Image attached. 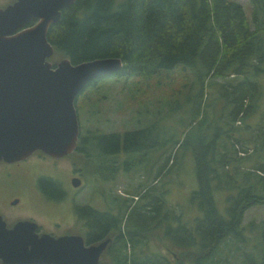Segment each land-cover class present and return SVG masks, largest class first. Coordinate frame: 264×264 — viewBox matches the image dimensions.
<instances>
[{
	"label": "trees",
	"instance_id": "obj_1",
	"mask_svg": "<svg viewBox=\"0 0 264 264\" xmlns=\"http://www.w3.org/2000/svg\"><path fill=\"white\" fill-rule=\"evenodd\" d=\"M250 1L249 19L244 6L236 0H75L62 9L60 20L50 26L47 38L54 52L49 59L54 65L62 57L77 63L94 57L119 56L122 68L110 75L145 79L181 65L191 68L200 81L188 122V126L200 125L198 134L187 139L188 131L182 141L177 139L174 143L180 146L190 140L197 180L191 197L197 202L200 215L194 224L185 223L179 217L167 219L171 213L163 183L152 184L151 181L149 186L143 180L142 187L133 191L134 195L115 202L119 232L107 251L110 264H170L162 260L159 253L136 249L149 239L151 230L157 226L164 228L165 237L181 246L173 253L176 264H185V255H194V264H223L226 254L222 250H242V243L254 248L243 251L255 254L250 259L251 264H264V219L258 222L261 239L255 244L249 240L252 236L244 235L246 225L241 222L247 207L264 204V162L253 157L255 151L246 153L250 139L237 134L243 128L245 117L257 107L260 86L252 75L263 71L260 63L264 61V0ZM215 78L225 81L219 88L224 97V112L220 119L212 122L215 131L211 137L205 131L207 125H204L209 123L211 127V124L206 123V102L202 104V101L206 94L205 82L210 85L215 83ZM97 79H93L91 85ZM239 117L243 120L242 126L236 123ZM154 125L155 121L121 134L98 136L96 131L85 137L80 134L76 152L83 151L84 143H88L86 154L87 159L90 156L92 160L91 172L99 171L110 179L118 166L111 163L96 166V139L108 140L103 151L106 159L116 156L120 148L127 152L122 162L127 169L133 164L132 158L147 157L151 149L163 145L158 137L156 143L148 144L147 135L155 129ZM260 126L263 132L264 127ZM262 132L257 135L261 144L264 142ZM85 138L88 142H84ZM257 141H250L255 150ZM162 160L161 168L153 174L154 180L174 167L171 164L166 168L169 153ZM50 183L58 185L54 180ZM215 188L232 191L225 212L216 207ZM80 209L87 212L86 218L93 221L94 228L96 210L90 206ZM169 224L173 226L168 227ZM228 236L234 237L232 249L228 248ZM84 239L86 243L95 241L90 236ZM221 241L227 244L221 247ZM100 263L106 264L102 258Z\"/></svg>",
	"mask_w": 264,
	"mask_h": 264
},
{
	"label": "rangeland",
	"instance_id": "obj_2",
	"mask_svg": "<svg viewBox=\"0 0 264 264\" xmlns=\"http://www.w3.org/2000/svg\"><path fill=\"white\" fill-rule=\"evenodd\" d=\"M11 1L0 0V6H4ZM236 1L244 6L246 15L250 19L251 1ZM260 64L263 71L254 72L252 75V78L260 86L257 107L250 115L245 117L244 122L239 117L236 123L241 126L242 122L244 124L237 134L247 140L250 139L246 153L255 151L253 157L264 162V142L261 144L260 139H257V135L262 132L259 130L260 125L264 127V61ZM223 81V78H215V83L209 85L206 81L204 85L206 94L203 97L202 104L206 102V123L210 122L211 127H209V123L204 126L207 125L205 131L210 133L211 137L215 131L212 122L220 119V115L224 112V108H222L224 97L220 95L219 89ZM200 87V81L196 73L191 68H183L181 65L168 72L163 71L145 79L122 75H106L99 78L93 85L85 87L84 91L76 98L80 134L84 137L89 136L91 131L121 134L125 130H135L155 121L154 132L163 145L159 146L158 149H151L147 157L144 155L147 159L144 164H140V166H136L130 171L127 168L129 173L125 172L122 165L128 154L120 150L115 161L108 159L106 162L118 164V170L112 179L102 177L101 173V176L97 174V178L95 173L90 170L92 160L88 161L87 159L85 163L84 159L78 157L80 154L76 151L73 154L76 160L74 164L66 158L57 160L55 167L54 165L53 167L47 166L44 163H33L28 169L22 168L18 172L15 171L14 178L11 177V174H7V167L0 165V213L7 222H11L9 220L17 217L24 218L31 215L42 224L39 227L41 231L50 228L56 234L67 227L76 228L77 225H75V219L73 218L75 216L73 202L89 204L97 207V209L99 207L105 208L107 202H110L109 204L113 202V205L117 206L115 202L118 199L134 195L133 191L141 188L143 185L141 182L145 180L144 184L151 181L153 183H163L162 187L166 191L164 192L165 198L171 213L167 219L179 217L185 223L194 224L196 217L200 215L198 204L191 197L193 190L197 187L194 156L191 151L190 140H186L180 146L174 143L177 139L182 141L183 134L188 131L187 139L198 134L200 125L188 126V122L192 117L193 104L196 102ZM262 134L264 135V129ZM252 139L258 140L257 150L250 142ZM167 153L170 154V160L166 162V168L173 164V169L166 171V175L162 173L157 180L152 179L159 158L162 161ZM175 155H177V158L174 157ZM175 159H177V162H174ZM69 162L72 167L80 168L84 174V181L78 186L77 190L73 189L68 181L70 170L67 165H70ZM38 173L51 175L61 184L69 197L65 194L55 201L42 193H37L34 180L36 175H40ZM231 192L220 188L214 189L216 207L220 212H225L229 202L228 196ZM16 195L21 199V204L18 206L8 202L9 198ZM72 195H74L75 201H73ZM135 198L137 196H134ZM172 214L174 216H171ZM263 219L264 204H253L244 210L241 222L246 225L243 229L244 235L246 237L252 236L249 239L251 243L255 244L261 239V226L258 222ZM53 220H58L62 224L60 226L50 225ZM175 221L170 220L169 222L174 223ZM170 226L173 225L169 224L168 227ZM163 231L162 226L154 227L149 237H147L149 239L136 249L140 247L144 249V253H159L161 259L165 262L176 264L173 253L180 250L181 246L171 240L170 237H165ZM255 233L256 236H253ZM160 236L162 237L160 238ZM232 238L234 237L228 236L227 238V243L230 244L228 248L231 249L234 243ZM177 239L179 240V238ZM227 243L223 245L221 241L219 245L224 247ZM241 249L235 251L223 249L222 252L226 254V257L222 258V263L251 264L250 259L255 254H245L243 251L244 249L249 251L254 248L251 244L242 243ZM185 256V264H194L192 262L194 255ZM102 259L106 264H110L109 255L105 254Z\"/></svg>",
	"mask_w": 264,
	"mask_h": 264
},
{
	"label": "water",
	"instance_id": "obj_3",
	"mask_svg": "<svg viewBox=\"0 0 264 264\" xmlns=\"http://www.w3.org/2000/svg\"><path fill=\"white\" fill-rule=\"evenodd\" d=\"M75 0H14L0 6V160L23 159L39 150L60 157L77 145L80 125L76 98L93 79L122 68L119 56L72 63L49 59L50 26ZM79 185L78 177L72 178ZM37 222L12 225L0 214V260L3 264H101L110 237L86 243L79 233L54 235Z\"/></svg>",
	"mask_w": 264,
	"mask_h": 264
},
{
	"label": "flooded vegetation",
	"instance_id": "obj_4",
	"mask_svg": "<svg viewBox=\"0 0 264 264\" xmlns=\"http://www.w3.org/2000/svg\"><path fill=\"white\" fill-rule=\"evenodd\" d=\"M12 1H14V0H12ZM91 84L92 83L87 84L85 87H87V86H89ZM85 87H84V89H85ZM84 89L81 91V93L84 91ZM139 128H141V127H139ZM125 131H131V130H125ZM110 133H113V132H109V133L98 132L97 135L98 136L99 135L102 136L104 134L107 135V134H110ZM147 136H148V139H149V141H148L149 145L156 143L158 136L156 137V133H154V130L149 131ZM85 141L88 142V138H85L84 142ZM158 141L160 142V140H158ZM107 144H108V140L105 141L103 139V137H100L98 140L96 139V145H95V160H96L95 162H96V166L102 167L103 164L108 161V159H106V155L103 154V151H104V149H106ZM86 145H88V143L87 144L84 143V145L82 147L83 151L79 152L80 155L78 156V157L84 159L85 163L87 161L86 150L88 151V148H87ZM76 147H77V145H76ZM120 150H122V148H120ZM74 151H76V148L72 152H70V153H68L66 155H63V156H60V157H55V156L47 155L46 153H44L42 151L36 150L32 154H30L29 156H27V157H25L23 159H20V160H15V161H11V162L0 160V165L7 167V169H8L7 170V174H11V177L14 178L15 177V174H14L15 171L18 172V170H20L22 168L28 169V168L31 167V165L33 163H44V164H47V166L53 167V165H54V167H55L56 164H57V160L66 158V159L70 160L72 164H74L76 162L75 157L72 154ZM119 152L120 151H118L116 156H113V157L110 158L111 161H115L116 160L117 155L119 154ZM69 158H71V159H69ZM89 158H90V156H89ZM89 158H88V161H89ZM145 160H147V159H145L144 155L142 157H137L136 160H135V158L134 159L132 158V161H133L132 163L133 164L132 165L129 164V168H128L129 171L131 169H133L134 167H136V166H140V164H144ZM71 163H70V165L69 164L67 165V166H69V170H70L68 181H69L71 187L73 189L77 190L78 186L82 183V181H84V174H83V171L80 168L72 167ZM162 163H163V160L161 161V158H159V163H158L157 167H155L154 171L155 170H159V168H161ZM116 164H114V166H118V164L117 165ZM56 168H58V167H56ZM123 168H124V166H123ZM124 170H125V172L129 173V171L127 169L124 168ZM38 174H40V173H38ZM97 174L100 175V172L99 171L95 172V175L98 178ZM130 174H131V172H130ZM114 176H115V174H113L112 178H114ZM160 176H161V173L159 174L158 178ZM73 177H78L80 179V184L79 185H76V186L73 185V183H72V178ZM102 177H104V176H102ZM50 180H54L55 182L58 183V185L51 184ZM34 181H35V184H34L35 185V189L37 190V191L36 190L35 191L37 193H42L46 197L53 198L55 201H57L58 199L62 198L65 194H66V196L68 195L67 197H69V194L64 191V189L61 187V184L49 174L36 175ZM141 183H143V181ZM154 183L152 182V184H154ZM148 185L150 186V182L148 183ZM101 188H102V190H104L102 186H101ZM33 189H34V187H33ZM75 190H74V192H75ZM71 197H72L73 201H75L74 195H72ZM8 202H10L11 204H14V206H18L19 204H21V199H20V197L18 195H16V196H13V197L9 198ZM109 203L110 202L106 203L107 206L105 208L99 207V209H97V207H93V206H91L89 204H81V203H78L76 201L73 202V210H74V215H75L73 218L75 219L74 220L75 225H77L76 228L67 227V228L57 232L56 234L53 233L54 231L52 229H50V228H46L45 230L43 229L41 231L39 229V227L42 224H40L35 217L30 215L29 217H24V218L36 221L37 225H38L37 230L40 231V232L47 231V232H51L54 235H60V234H66V233H79L84 238L87 237V236L93 237L95 239L94 242H99V241H101V240H103V239H105L107 237H110V241L108 242L106 248L104 249V251L102 252V254L100 256V259H101V258H103L105 256V254L109 255V252H107L108 249H109V246L112 244V242L114 241L115 237L117 236V234L119 232L117 221H116V219H117L116 215H117L118 207L114 206L113 202H112V204H109ZM87 206H90V207L94 208L96 210V213H97V217L95 219L94 228H92L93 221L86 218L87 212L81 211V209H80V207H84L85 208ZM78 209H80V211H78ZM83 215H85V217ZM24 218H18L17 217L15 219L9 220L11 222H7V224L10 226L14 222H16L17 220L24 219ZM52 224L60 226L62 224V222H59L58 220H53L50 225H52ZM94 242H92V243H94ZM1 263H2V261H1Z\"/></svg>",
	"mask_w": 264,
	"mask_h": 264
}]
</instances>
